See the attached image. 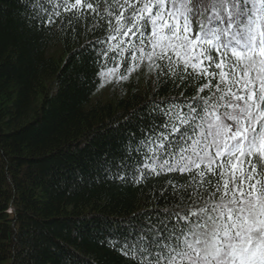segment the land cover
Segmentation results:
<instances>
[{
  "label": "snow or ice",
  "instance_id": "6c2138e0",
  "mask_svg": "<svg viewBox=\"0 0 264 264\" xmlns=\"http://www.w3.org/2000/svg\"><path fill=\"white\" fill-rule=\"evenodd\" d=\"M16 3L33 30L64 14L69 24L105 21L106 37L77 53L115 62L99 67L100 86L147 61L158 83L196 90L154 96L114 124L118 151L98 165L103 180L123 185L178 174L157 197L175 205L85 219L77 231L104 230L130 264H264V0H105L103 11L92 0Z\"/></svg>",
  "mask_w": 264,
  "mask_h": 264
},
{
  "label": "trees",
  "instance_id": "16d2710c",
  "mask_svg": "<svg viewBox=\"0 0 264 264\" xmlns=\"http://www.w3.org/2000/svg\"><path fill=\"white\" fill-rule=\"evenodd\" d=\"M92 2L104 10L105 0ZM24 15L16 0H0V264H130L104 230L78 232L80 221L174 206L157 197L178 174L135 186L103 180L102 155L118 151L112 126L125 125L154 96L196 90L160 84L137 68L127 80L114 77L115 93L101 100L96 74L115 62L94 63L91 48L87 57L77 53L106 37L105 21L89 15L69 24L64 14L63 23L33 30ZM119 59L115 76L125 71L127 54Z\"/></svg>",
  "mask_w": 264,
  "mask_h": 264
},
{
  "label": "rangeland",
  "instance_id": "374dc122",
  "mask_svg": "<svg viewBox=\"0 0 264 264\" xmlns=\"http://www.w3.org/2000/svg\"><path fill=\"white\" fill-rule=\"evenodd\" d=\"M146 71V64H142L138 70L136 71L137 74H142ZM136 74L132 75L135 76ZM105 80H107V77H105ZM113 88H117V84L113 79L111 80V82H106L104 83V85L102 87H100L99 92L97 93V98H100L101 100H107L110 97H112L113 93H115L113 91Z\"/></svg>",
  "mask_w": 264,
  "mask_h": 264
}]
</instances>
